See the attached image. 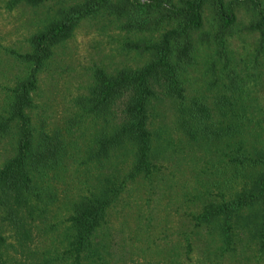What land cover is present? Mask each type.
I'll return each instance as SVG.
<instances>
[{
  "label": "rangeland",
  "instance_id": "1",
  "mask_svg": "<svg viewBox=\"0 0 264 264\" xmlns=\"http://www.w3.org/2000/svg\"><path fill=\"white\" fill-rule=\"evenodd\" d=\"M259 1L264 10V0ZM74 3L77 0L36 4L0 0V114L9 88L30 68L16 54L29 52L31 36ZM204 17V27L193 34L195 62L182 74L185 94L200 98L222 127L226 121L235 122L227 104L218 103L219 97H226L241 114L236 126L240 135L231 139L234 145H226V137L208 143L189 140L177 127L174 104L166 98L153 100L148 129L156 168L124 182L94 233V254L79 264H264V249L246 239L235 252L219 257L210 239L212 231L208 226L194 227L190 216L208 197L217 199L212 196L217 182L226 187L222 181L229 174L226 162L232 146L253 150L264 145V34L247 32L250 16L239 11L233 35L220 52L213 40L211 15L205 11ZM169 25L130 32L114 16L99 11L80 20L71 35L53 47L36 73L26 111L34 137L48 136L58 144V155L52 167L34 172L36 195L28 208H13L14 220L0 210V254L5 264H39L53 258L62 259L55 264H69L61 253L71 233L66 218L72 204L118 182L133 163L128 145L106 156L95 154L98 136L109 135L118 124L120 104L113 106L105 122L83 114L75 100L93 85L95 69L113 74L140 67L148 53L129 44L154 41ZM14 141L12 130L0 137V166L13 155ZM238 186L234 181V188Z\"/></svg>",
  "mask_w": 264,
  "mask_h": 264
},
{
  "label": "trees",
  "instance_id": "2",
  "mask_svg": "<svg viewBox=\"0 0 264 264\" xmlns=\"http://www.w3.org/2000/svg\"><path fill=\"white\" fill-rule=\"evenodd\" d=\"M24 1L36 4L40 0ZM99 11L114 16L120 27L130 32L170 25L154 41L129 44L148 53V59L140 67L119 69L113 74L95 69L93 85L75 100L83 114L105 122H109L113 106L120 104L116 115L118 124L109 135L98 136L95 154L106 156L109 151L128 145L133 163L118 182H109L106 189L82 196L72 204L66 218L71 233L67 248L61 253L69 264H79L81 259L94 254V233L124 182L139 174L147 176L156 168L148 129L153 100L166 98L174 104L177 127L189 140L208 143L226 137V145H234L231 139L240 135L236 126L241 114L235 113L226 97H219L218 103L227 104L229 116L235 122L226 121L222 127L219 119L214 118L216 114L200 98H187L185 94L182 74L186 66L195 62L193 34L204 27L205 11L211 15L213 40L220 52L233 35L239 11L250 16L244 27L247 32L264 34V10L259 0H77L59 11L57 17L31 36V50L16 54L30 68L23 79L9 88L4 113L0 114V137L9 130L15 136L14 153L0 166V210L12 220L13 208H28L32 195H36L34 172L52 167L58 155V144L48 136L34 137L26 111L31 105L30 92L35 87L36 73L51 56L53 47L68 38L80 20ZM226 119L229 118L226 116ZM232 147L234 151L226 162L229 174L222 181L226 187L218 186L217 182L212 195L218 196L217 199L208 197L202 209L190 215L194 227L208 226L212 231L210 239L219 257L235 252L242 239L254 241L261 251L264 249V145L253 150H245L240 144ZM234 181L239 184L237 188ZM210 193L207 189L206 194L210 196ZM2 243L0 236V246ZM57 260L62 259H44L39 264H55ZM0 264H5L1 254Z\"/></svg>",
  "mask_w": 264,
  "mask_h": 264
}]
</instances>
